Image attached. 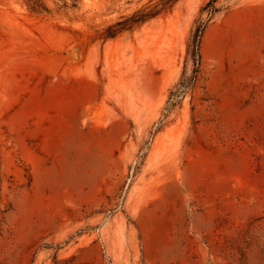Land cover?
Segmentation results:
<instances>
[{
    "label": "rangeland",
    "instance_id": "rangeland-1",
    "mask_svg": "<svg viewBox=\"0 0 264 264\" xmlns=\"http://www.w3.org/2000/svg\"><path fill=\"white\" fill-rule=\"evenodd\" d=\"M162 1L0 0V264H264V0Z\"/></svg>",
    "mask_w": 264,
    "mask_h": 264
},
{
    "label": "trees",
    "instance_id": "trees-1",
    "mask_svg": "<svg viewBox=\"0 0 264 264\" xmlns=\"http://www.w3.org/2000/svg\"><path fill=\"white\" fill-rule=\"evenodd\" d=\"M178 0H163L162 4L164 7H171L176 3ZM218 0H209L205 6L204 9H207L210 13H214L215 11L219 10V7L217 6ZM152 13L151 12H141L133 15L130 18H126L124 20L118 21L116 24L111 25L107 29V36H114L120 31L132 27L133 24L143 22L145 21ZM204 28L201 26H198L194 33L193 43H192V49H191V56L193 58L195 67L193 74L190 77H186L185 80H183V84L185 86H191L195 83L198 73L200 71L201 61H202V54H201V41L203 36Z\"/></svg>",
    "mask_w": 264,
    "mask_h": 264
}]
</instances>
